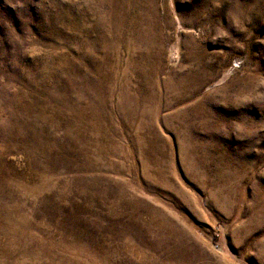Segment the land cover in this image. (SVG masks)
I'll list each match as a JSON object with an SVG mask.
<instances>
[{
  "label": "rangeland",
  "instance_id": "rangeland-1",
  "mask_svg": "<svg viewBox=\"0 0 264 264\" xmlns=\"http://www.w3.org/2000/svg\"><path fill=\"white\" fill-rule=\"evenodd\" d=\"M0 264H264V0H0Z\"/></svg>",
  "mask_w": 264,
  "mask_h": 264
}]
</instances>
